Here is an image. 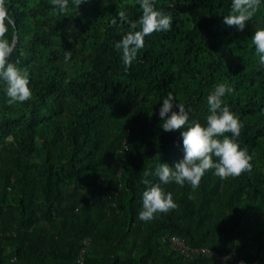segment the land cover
Masks as SVG:
<instances>
[{"label": "trees", "instance_id": "trees-1", "mask_svg": "<svg viewBox=\"0 0 264 264\" xmlns=\"http://www.w3.org/2000/svg\"><path fill=\"white\" fill-rule=\"evenodd\" d=\"M231 4L154 0L172 27L146 36L126 69L115 45L142 15L138 0H69L66 13L6 0L9 61L27 70L32 96L9 105L0 81V264H231L216 256L233 252L264 264V67L252 44L264 0L243 31L224 23ZM219 83L232 89L222 102L243 126L234 139L251 171L222 180L210 170L195 190L162 184L156 167L184 155V129L163 130V98L206 126ZM156 184L177 208L145 222L142 194ZM173 235L214 254L187 256Z\"/></svg>", "mask_w": 264, "mask_h": 264}, {"label": "clouds", "instance_id": "clouds-1", "mask_svg": "<svg viewBox=\"0 0 264 264\" xmlns=\"http://www.w3.org/2000/svg\"><path fill=\"white\" fill-rule=\"evenodd\" d=\"M85 0H72L79 8ZM142 15L131 24V29L116 43L115 47L121 52L122 62L127 69L144 47L145 37L154 32L169 31L172 18L154 7V0H138ZM61 13L68 10L69 0H51ZM260 0H232L231 13L224 16V23L243 31L246 23L259 10ZM117 15L123 21L126 13L121 10ZM112 23L115 25L116 21ZM15 26V21L9 15L6 0H0V81L4 84L5 94L9 105L25 102L32 96L29 87L28 72L17 63L9 61L16 46L15 36L9 37V26ZM139 27V30H135ZM259 64L264 67V28L257 29L252 37ZM71 52L65 53L64 61L68 63ZM225 84L219 83L207 97L210 114L206 126L198 121L189 123V115L183 103H177L176 97L169 92L163 98L159 115L162 127L166 132L184 129L181 132L183 142V158L170 166L161 163L155 169V175L162 184L176 183L184 186L186 183L195 190L199 187L206 172L214 170V175L222 180L229 177H239L251 171L252 156L242 149L236 139L241 134L242 124L229 108L223 105L222 97L231 92ZM178 109V111L174 110ZM230 134V135H229ZM214 157L216 159H214ZM148 184V181H144ZM191 199V195H189ZM177 208L171 192H165L160 184L150 186L142 194V210L139 218L145 222L155 219L158 213H166Z\"/></svg>", "mask_w": 264, "mask_h": 264}, {"label": "built area", "instance_id": "built-area-1", "mask_svg": "<svg viewBox=\"0 0 264 264\" xmlns=\"http://www.w3.org/2000/svg\"><path fill=\"white\" fill-rule=\"evenodd\" d=\"M171 246L186 254L187 256H197V255H213L214 252L206 247H191L186 241L179 236L173 235L170 238ZM85 250H82V255ZM217 260L224 263L225 261L230 262L231 264H257L256 261L248 262L245 258L239 257L235 252L229 254L217 255ZM79 264H84L83 256L78 261Z\"/></svg>", "mask_w": 264, "mask_h": 264}]
</instances>
